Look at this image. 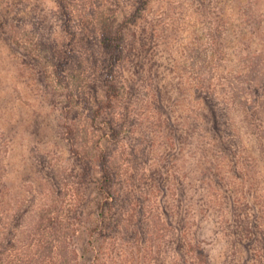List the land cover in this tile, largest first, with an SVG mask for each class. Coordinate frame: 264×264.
<instances>
[{"label": "trees", "instance_id": "16d2710c", "mask_svg": "<svg viewBox=\"0 0 264 264\" xmlns=\"http://www.w3.org/2000/svg\"><path fill=\"white\" fill-rule=\"evenodd\" d=\"M55 3L60 10L58 20H64L63 34L69 35L72 47L56 48V38L53 45L45 43L38 27L30 55L43 63L47 77L60 90L65 120L79 115L63 130L72 141L71 156L65 166L58 159L45 162L50 176L41 187L31 181L22 191H9L0 175V264H170V255L175 259L172 264H201L206 254L187 231L189 221L177 188L180 183L172 179L170 161H178L179 149L184 150L187 143L196 144L201 159L213 157L217 175L224 169L225 158L236 159L235 169H240L237 174L250 191L248 196L253 192L250 184H255V174H262L258 186L264 191V43L252 59L238 65L236 75L231 72L216 82L219 92L212 93L214 96L194 94L191 123L185 122L186 118L173 123L164 111L165 96L170 94L171 102L182 99L181 92L176 90L173 98V90L165 92L168 84L159 86L158 79L156 84L152 81V92L145 86V52L147 55L154 44L156 30L147 48L149 38L137 39L135 27L145 10L139 12L138 7L147 5L148 0ZM226 22L215 19V29L212 26L210 30L214 39ZM253 31L264 38L256 24ZM18 33L15 30L17 42ZM245 35L240 36L245 39ZM135 46L141 53H136ZM130 60L138 67L137 76L131 74ZM200 71H207L205 64ZM193 81V87L201 91L209 90L212 82L215 86V80L207 77ZM178 82L180 88L189 86ZM232 113L244 118V132L230 122ZM100 127H107L108 135L96 142L94 131ZM247 134L251 139L245 142ZM138 139H143L139 147H132ZM110 142H115L114 150ZM156 144L164 150L157 162ZM138 155L145 157L140 164ZM122 165L129 167L122 172ZM94 173L99 176L101 192L99 216L89 228L93 258L83 263L78 248L81 209ZM174 186L175 209H169L167 195ZM259 208L249 215L248 224L242 225L247 228L243 238L240 224L235 228L234 246L244 249L241 264H264V195Z\"/></svg>", "mask_w": 264, "mask_h": 264}, {"label": "rangeland", "instance_id": "374dc122", "mask_svg": "<svg viewBox=\"0 0 264 264\" xmlns=\"http://www.w3.org/2000/svg\"><path fill=\"white\" fill-rule=\"evenodd\" d=\"M138 8L139 12L145 10L135 27L137 39L149 38L145 41L148 48L152 42L150 36L156 30L155 42L147 55L145 52L147 67L143 75L146 90L152 92V81L158 79L159 86L168 84L165 92L173 90V98H176V90L182 95V99H172L171 102L168 99L170 94L165 96L164 111L172 116L173 123L185 118V122L191 123L195 113L194 94L208 92L210 97L214 96L212 93L219 92L216 82L222 78L225 80L231 72L236 75L238 65L252 59L264 43V38H259L253 31L255 24L264 31V0H148L147 5L142 4ZM59 11L55 0H0V175L2 180L5 178L9 191H22L29 187L31 181L39 187L46 185V176L50 175L45 162L58 159L65 166L71 156L72 141L63 130L72 120L75 123L79 115L65 120V114L61 113L65 101H62L60 90L47 77L43 63L30 55L34 47L33 32L38 27L46 38L45 43L53 45L56 38V48L66 50V44L70 46L69 35L63 34L64 20H58ZM222 18L228 23L222 24L219 28L221 33L214 39L210 32L214 27L212 24L215 19ZM15 30L19 32V42L15 41ZM241 34H246L245 39ZM134 48L137 54L141 53L139 46ZM134 60L136 64V55ZM130 61L131 74L137 76L138 67L133 65V60ZM201 64H205L207 71H200ZM198 76L215 80L216 87L212 82L209 90L208 87L204 91L197 90L192 83ZM179 80L188 82L189 86L183 84L180 88ZM219 97L216 96L217 99ZM229 120L241 127V132L245 131V120L238 113L229 115ZM106 130L107 127L96 129L94 141L107 137ZM250 139L248 134L243 138L245 142ZM142 140H135L131 146L138 148ZM110 144L114 150L115 142ZM195 145L187 143L184 150L179 149L178 161H170L172 179L180 183L177 188L179 200L183 203L182 210H185L189 221L187 231L195 246L206 254L207 259L201 256V264H241L244 249L234 246V232L240 224L243 232L240 237L243 238L247 228L242 225L248 224L249 215L260 209L264 191L258 185L261 186L262 174H255L256 182L250 184L253 192L248 196L246 192L249 190L238 176L240 169H235L236 159L225 158L224 169L217 175L213 157L201 159L202 152L198 153L200 148L195 149ZM156 146L155 162L164 152L160 144ZM141 148H144L143 143ZM194 150H197V159ZM144 158L138 155L136 162L140 164ZM240 161L243 163L245 160L242 158ZM128 167L122 165L121 171ZM77 170L81 172L80 168ZM92 176L81 209L83 225L78 248L83 263L93 258L89 228L99 216L101 198L99 176L96 173ZM241 194L247 197L243 198ZM175 195L174 186L167 195L169 209H175ZM171 258L167 261L170 264L175 260Z\"/></svg>", "mask_w": 264, "mask_h": 264}]
</instances>
